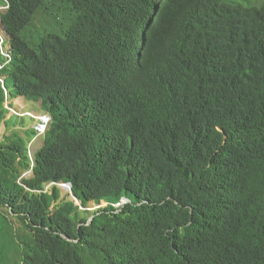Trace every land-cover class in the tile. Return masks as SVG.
Masks as SVG:
<instances>
[{"label": "trees", "instance_id": "1", "mask_svg": "<svg viewBox=\"0 0 264 264\" xmlns=\"http://www.w3.org/2000/svg\"><path fill=\"white\" fill-rule=\"evenodd\" d=\"M50 1L2 2L0 129L24 136L0 141V209L27 233L20 264H264V0H61L71 23L49 31ZM19 98L51 117L34 163Z\"/></svg>", "mask_w": 264, "mask_h": 264}, {"label": "rangeland", "instance_id": "2", "mask_svg": "<svg viewBox=\"0 0 264 264\" xmlns=\"http://www.w3.org/2000/svg\"><path fill=\"white\" fill-rule=\"evenodd\" d=\"M3 1L6 2V0H0V34L4 33V28L2 27V23H1V13L5 12L7 9L2 4ZM232 1L243 2L244 4L251 6H259L263 0H232ZM66 5L67 3H65V1L51 0L46 7V11L41 12L42 21L46 22L45 25L49 28V31H51L52 27L55 29H59L60 27L59 24L62 22H65L66 24L71 23L70 14L68 12ZM40 29L44 30V26L38 25L29 32V36L31 37V40L34 43V45H37V35L41 32ZM10 50L11 48L9 46H6L4 48V52L6 56L8 53H10ZM10 103H11L10 101L6 103V107L10 112L8 118L12 116H23V117L26 116L25 118L27 120L28 127L32 126L38 128V124L43 117L44 118L50 117L48 114H46V112L43 111L42 102L35 103L28 101L25 98L23 99L21 98L13 102V108L9 107ZM31 119L34 121H31ZM14 130H20L21 134L24 136L21 128L16 129L12 127L10 130H6L5 126L3 125V127L0 129V141L4 138L5 135H9ZM44 136L45 135H40L38 133V136L29 145V155L33 163H34L35 153L40 148H42L44 144ZM31 175L32 173L28 172L24 176L30 177ZM51 188L52 186L50 185L48 189ZM60 190L62 197L61 200L66 198L67 201H73V199L70 197V192L67 189L63 188L62 190L60 188ZM124 200H128V199L123 198L121 200V204L123 203ZM75 203L77 206H80L82 202L77 201ZM121 204H118L116 206H119ZM107 205L108 204L105 203L101 205L90 203L88 205L89 208L87 209L88 211H90V214L88 216H91L93 213L97 212L99 209L103 207H106ZM80 207L83 208L81 210H85L83 206ZM26 234L27 233L20 225V223H18L15 219H12L11 216L7 215L6 213L3 212V210L0 209V259L2 264L21 263L22 243H23L24 235Z\"/></svg>", "mask_w": 264, "mask_h": 264}, {"label": "built area", "instance_id": "3", "mask_svg": "<svg viewBox=\"0 0 264 264\" xmlns=\"http://www.w3.org/2000/svg\"><path fill=\"white\" fill-rule=\"evenodd\" d=\"M50 123H51L50 117H45V118L43 117L38 124V128H37L38 132L40 134L44 135L47 132ZM128 203H130L129 200H124L121 205L116 206V207L119 208V207L124 206Z\"/></svg>", "mask_w": 264, "mask_h": 264}, {"label": "water", "instance_id": "4", "mask_svg": "<svg viewBox=\"0 0 264 264\" xmlns=\"http://www.w3.org/2000/svg\"><path fill=\"white\" fill-rule=\"evenodd\" d=\"M32 173V172H31ZM24 177H27V176H24ZM53 185H55V184H53ZM53 185H51V186H53ZM62 190H63V188L64 189H67L69 192H70V197L73 199V201H75V202H77V201H79L77 198H76V196L74 195V193H73V191H72V184H63V185H58ZM63 187V188H62ZM79 202H81V201H79ZM80 206H82V203H81V205ZM81 209H83V208H81ZM92 219H93V217L90 219V222L92 221Z\"/></svg>", "mask_w": 264, "mask_h": 264}, {"label": "clouds", "instance_id": "5", "mask_svg": "<svg viewBox=\"0 0 264 264\" xmlns=\"http://www.w3.org/2000/svg\"><path fill=\"white\" fill-rule=\"evenodd\" d=\"M49 115V114H48ZM50 120H51V117H50ZM40 134V133H39ZM40 135H42V134H40ZM45 135V134H44Z\"/></svg>", "mask_w": 264, "mask_h": 264}, {"label": "crops", "instance_id": "6", "mask_svg": "<svg viewBox=\"0 0 264 264\" xmlns=\"http://www.w3.org/2000/svg\"><path fill=\"white\" fill-rule=\"evenodd\" d=\"M19 99H21V98H19ZM22 99H23V98H22ZM17 100H18V99H17ZM2 127H3V126H2ZM2 127H1V128H2Z\"/></svg>", "mask_w": 264, "mask_h": 264}, {"label": "bare ground", "instance_id": "7", "mask_svg": "<svg viewBox=\"0 0 264 264\" xmlns=\"http://www.w3.org/2000/svg\"><path fill=\"white\" fill-rule=\"evenodd\" d=\"M30 114V113H29Z\"/></svg>", "mask_w": 264, "mask_h": 264}]
</instances>
